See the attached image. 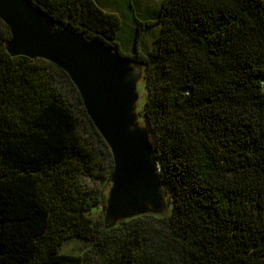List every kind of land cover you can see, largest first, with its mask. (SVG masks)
<instances>
[{
	"label": "trees",
	"instance_id": "trees-1",
	"mask_svg": "<svg viewBox=\"0 0 264 264\" xmlns=\"http://www.w3.org/2000/svg\"><path fill=\"white\" fill-rule=\"evenodd\" d=\"M147 72L143 109L172 209L108 226L114 157L69 74L13 56L0 17V264H264V0H162L122 20L96 0H29ZM158 33L149 48L147 29ZM70 239L92 242L63 253Z\"/></svg>",
	"mask_w": 264,
	"mask_h": 264
},
{
	"label": "water",
	"instance_id": "water-1",
	"mask_svg": "<svg viewBox=\"0 0 264 264\" xmlns=\"http://www.w3.org/2000/svg\"><path fill=\"white\" fill-rule=\"evenodd\" d=\"M0 17L11 30L10 54L44 58L63 68L111 148L115 166L106 224L164 211L161 168L149 129L140 124L137 113L143 70L99 40L55 27L29 0H0Z\"/></svg>",
	"mask_w": 264,
	"mask_h": 264
},
{
	"label": "rangeland",
	"instance_id": "rangeland-1",
	"mask_svg": "<svg viewBox=\"0 0 264 264\" xmlns=\"http://www.w3.org/2000/svg\"><path fill=\"white\" fill-rule=\"evenodd\" d=\"M100 6H102L106 11L115 13L120 16L122 20V28L120 32V41L124 49L131 50V42H129L131 35L134 31V22L132 18V12L141 14L142 16H148L149 18L154 19L156 13L160 7L162 0H96ZM158 33L157 26H151L146 31V35L142 38L141 45L144 49L149 48L152 45L154 37ZM131 44V45H130ZM143 74L141 79L137 84L139 100L137 103V113L139 115V122L142 126H146L144 116L142 112L145 106L147 98V72L146 67L142 66ZM85 182L90 187H100L104 195V204L93 209L91 215L96 218V220L106 216V206L109 198V193L113 185L112 180L108 181H93L85 179ZM165 198V210L162 212H153L158 215L168 214L170 209H172V204L169 203L167 195L164 193ZM150 213V212H148ZM118 223V222H117ZM116 223V224H117ZM115 224V225H116ZM92 247V242L81 239H70L66 241L63 245V253H71L76 255H85Z\"/></svg>",
	"mask_w": 264,
	"mask_h": 264
}]
</instances>
